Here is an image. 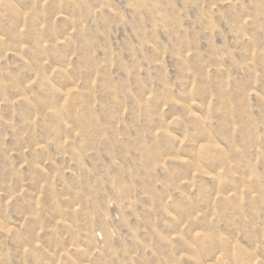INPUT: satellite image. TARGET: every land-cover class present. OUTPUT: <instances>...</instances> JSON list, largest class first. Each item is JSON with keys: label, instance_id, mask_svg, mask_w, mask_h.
Returning <instances> with one entry per match:
<instances>
[{"label": "rangeland", "instance_id": "1", "mask_svg": "<svg viewBox=\"0 0 264 264\" xmlns=\"http://www.w3.org/2000/svg\"><path fill=\"white\" fill-rule=\"evenodd\" d=\"M0 264H264V0H0Z\"/></svg>", "mask_w": 264, "mask_h": 264}]
</instances>
